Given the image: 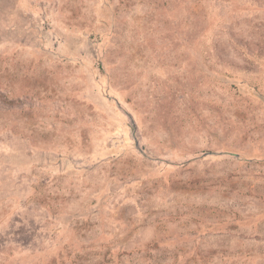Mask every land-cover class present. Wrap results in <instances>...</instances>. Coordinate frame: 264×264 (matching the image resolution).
Listing matches in <instances>:
<instances>
[{
    "label": "rangeland",
    "instance_id": "1",
    "mask_svg": "<svg viewBox=\"0 0 264 264\" xmlns=\"http://www.w3.org/2000/svg\"><path fill=\"white\" fill-rule=\"evenodd\" d=\"M0 264H264V0H0Z\"/></svg>",
    "mask_w": 264,
    "mask_h": 264
}]
</instances>
